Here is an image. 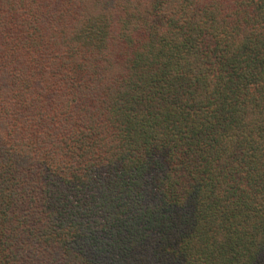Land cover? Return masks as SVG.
I'll return each mask as SVG.
<instances>
[{"label":"trees","instance_id":"16d2710c","mask_svg":"<svg viewBox=\"0 0 264 264\" xmlns=\"http://www.w3.org/2000/svg\"><path fill=\"white\" fill-rule=\"evenodd\" d=\"M0 264H264V0H0Z\"/></svg>","mask_w":264,"mask_h":264}]
</instances>
